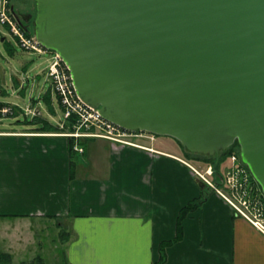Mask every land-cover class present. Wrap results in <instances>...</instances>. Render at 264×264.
Listing matches in <instances>:
<instances>
[{
    "label": "water",
    "instance_id": "obj_1",
    "mask_svg": "<svg viewBox=\"0 0 264 264\" xmlns=\"http://www.w3.org/2000/svg\"><path fill=\"white\" fill-rule=\"evenodd\" d=\"M35 1L84 103L191 153L238 142L264 194V0Z\"/></svg>",
    "mask_w": 264,
    "mask_h": 264
},
{
    "label": "crops",
    "instance_id": "obj_2",
    "mask_svg": "<svg viewBox=\"0 0 264 264\" xmlns=\"http://www.w3.org/2000/svg\"><path fill=\"white\" fill-rule=\"evenodd\" d=\"M52 94L53 88L40 98L46 103L50 95V111ZM1 120L0 251L13 259L156 264L162 244L177 237L181 210L206 191L182 221L181 239L166 247L163 264H264V235L201 186L199 171L177 149L156 140L139 142L142 148L89 138L73 157L60 130ZM64 231L69 240H60L61 250L56 239Z\"/></svg>",
    "mask_w": 264,
    "mask_h": 264
},
{
    "label": "rangeland",
    "instance_id": "obj_3",
    "mask_svg": "<svg viewBox=\"0 0 264 264\" xmlns=\"http://www.w3.org/2000/svg\"><path fill=\"white\" fill-rule=\"evenodd\" d=\"M6 1L7 9H9L10 6L13 7L16 12V16L20 17L23 22L25 21L24 23L27 24L29 28H31V31H33V23L35 28L36 1ZM29 15L31 16V19ZM52 60L53 53L47 52L39 54L23 50L19 45L17 38L11 32L10 27L0 23V90L2 91V94H0V104L9 106L13 110V113L8 114L7 116L0 115V119H2L1 121L3 124L13 126L23 124L30 125L32 121L38 118L39 115H36V113L39 109V117H43L53 126H57L61 121L64 120V113L59 104L57 94L54 90V95L52 94L53 109L51 111L49 110L47 104L44 103L43 99H40L42 97V94H45L52 88L51 80L47 75V70ZM25 64L29 66L27 70L23 69V66ZM19 122H22L23 124H20ZM36 125L40 126L41 124ZM159 143L166 144L172 151H175L177 149L183 155L190 156L191 158L189 159V161L192 166L195 167L199 171V173L206 177L207 180L211 183H204L206 184L208 190L217 192V190L219 189L226 195H233V193L231 192L232 189L226 183V181L228 179L229 173H231L232 169L234 168V164L232 163L231 158L233 155H237V150L234 149L235 152L230 157H228L227 160L221 165L220 174H215V172L212 171V174L208 175L210 168H213V166L203 161L206 158V155L190 153L188 150H186V148H183V146L176 139L169 136L156 135V144ZM55 227L56 226H51L50 229L54 230ZM53 236L54 235L49 236V244L52 243L51 240ZM59 238L60 236H58L56 240L60 249L63 250L64 247L61 246L60 240L65 242L66 238ZM49 244H45V247ZM57 253V255L59 256L61 251L59 250ZM32 258V254L29 256V258L26 259L16 258L12 260L11 264L29 263L33 261ZM56 261L59 262L60 259H56L54 258V256L50 257L49 255L47 264H56ZM35 264H38V262H35Z\"/></svg>",
    "mask_w": 264,
    "mask_h": 264
},
{
    "label": "built area",
    "instance_id": "obj_4",
    "mask_svg": "<svg viewBox=\"0 0 264 264\" xmlns=\"http://www.w3.org/2000/svg\"><path fill=\"white\" fill-rule=\"evenodd\" d=\"M20 18L12 15V9H7V1L0 0V23L8 25L11 32L17 38L21 48L31 53H53V60L47 70L51 85L57 94L59 104L64 113V120L61 121L60 129L65 128L66 123H71L72 131H62L61 134L74 139L73 149L77 153H84L80 140L89 138H101L110 140L121 145H130L145 148L141 142H154L155 135L148 132L127 131L103 118L99 109L84 103L79 97L74 86L71 72L61 56L45 48L34 34H27L19 24ZM11 107L0 104V115L12 114ZM139 141V142H138ZM232 163L234 168L229 173L226 183L231 187L233 195H226L217 190L235 209L238 216L249 221L259 232L264 235V199L252 182L251 174L240 161L238 155H233ZM213 168H210L208 175H211ZM199 178L207 184H211L206 177L198 172ZM258 189V188H257ZM252 193H254L252 195Z\"/></svg>",
    "mask_w": 264,
    "mask_h": 264
},
{
    "label": "trees",
    "instance_id": "obj_5",
    "mask_svg": "<svg viewBox=\"0 0 264 264\" xmlns=\"http://www.w3.org/2000/svg\"><path fill=\"white\" fill-rule=\"evenodd\" d=\"M10 8H12V15H16V12H15L14 8L11 7V6H10ZM19 24H20V26L23 27V29L27 32V34H29V33L30 34H34V31H35L34 23H33V31H31V28H29V26L27 24L23 23V21H19ZM50 100H51L50 95H48V97L47 96L45 97V101H46L48 107L51 108V101ZM34 122H35V124H38V125L41 124L40 129H42V130H47L49 127H50V129L60 130L61 132L62 131H72L73 130L72 124L70 122L69 123H66L65 124V128H63V129H60L59 126L50 125L47 121L42 120L40 118H36L34 121H32V123H34ZM87 140L88 139H82V140H80V145L82 147H85V143H86ZM69 142H70V151H71V154H72L73 157H76L77 156V154H76L77 152H75L74 149H73L74 139L69 138ZM183 148H185V147L183 146ZM234 149L237 150L236 153L239 156V158L241 159V148H240L239 143L236 142L228 150L222 152L220 158H217L215 156L213 158L210 157V156H205L206 158L203 161L205 163L213 166V168H214L213 170H214L215 174H220L221 165L227 160L228 157H230L235 152ZM186 157H187V159H190L191 158L188 155H186ZM241 162H242V159H241ZM242 164L245 166V168L247 169V171L251 174L248 166L245 165L243 162H242ZM251 179H252V182H253L256 190H257V193L260 194L261 197L264 199V194L262 192L261 186L253 178L252 174H251ZM206 187L207 186L205 184V188ZM253 194L254 193H252V195ZM206 198H207V194H206V191H204V193H202V196L201 197L193 200L192 202H190L186 207H184L181 210L180 215H179V218H178V224H177V237H176V239L174 241H170V242H166V243H163L162 244V246H161V259L156 264H163V262L165 260V249H166V247L168 245H171L175 241H179L181 239V237H182V221L187 217V215L189 213H191L192 211L196 210L200 205H202L204 203V201L206 200ZM61 237H65L66 238L65 239V242H66L69 239V234L66 231H64L62 233V236ZM12 260H13V258H12V255L10 253L0 251V264H11L12 263ZM28 264H31V263H28Z\"/></svg>",
    "mask_w": 264,
    "mask_h": 264
},
{
    "label": "flooded vegetation",
    "instance_id": "obj_6",
    "mask_svg": "<svg viewBox=\"0 0 264 264\" xmlns=\"http://www.w3.org/2000/svg\"><path fill=\"white\" fill-rule=\"evenodd\" d=\"M29 17H30V19H31V16H30V15H29ZM26 18H27V16H26ZM20 20H21V19H20ZM25 20H26V19H25ZM21 21H22V20H21ZM24 22H25V21H24ZM24 22H23V23H24Z\"/></svg>",
    "mask_w": 264,
    "mask_h": 264
}]
</instances>
